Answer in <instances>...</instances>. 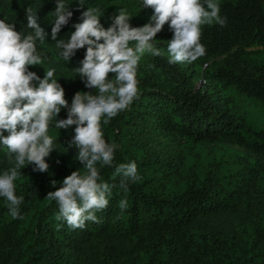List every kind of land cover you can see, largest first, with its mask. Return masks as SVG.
<instances>
[{
    "label": "trees",
    "instance_id": "obj_1",
    "mask_svg": "<svg viewBox=\"0 0 264 264\" xmlns=\"http://www.w3.org/2000/svg\"><path fill=\"white\" fill-rule=\"evenodd\" d=\"M68 3L73 16L59 34L65 41L86 8L101 10L105 28L120 8L133 27L147 23L152 11L141 0H86L84 8L77 0ZM218 3L227 23L202 26L206 55L169 64L172 33L165 24L155 37L162 55L146 54L138 65V98L102 124L106 141L120 145L113 166L97 165L115 187L108 207L96 212L99 222L86 221L83 229L58 220V206L47 197L71 172L86 171L77 150H66L72 131L50 127L57 148L46 158L48 172L29 166L17 181L16 194L25 197L20 216L12 218L0 198V264H264V0ZM54 8V0H0V18L9 17L27 35L31 9L50 33ZM38 50L45 63L30 70L43 77L55 67L65 96L96 94L77 76L59 72L77 68L84 49L69 63L50 39ZM155 134L176 147L167 158L144 143H157ZM6 152L0 146V171L10 167ZM130 161L141 179L124 191L115 168ZM121 200L127 201L123 209ZM220 218L232 222L214 229L212 221Z\"/></svg>",
    "mask_w": 264,
    "mask_h": 264
},
{
    "label": "clouds",
    "instance_id": "obj_2",
    "mask_svg": "<svg viewBox=\"0 0 264 264\" xmlns=\"http://www.w3.org/2000/svg\"><path fill=\"white\" fill-rule=\"evenodd\" d=\"M85 2L77 0L80 8ZM54 3L50 33L31 9L26 10V28L31 30L27 35L16 30V23L0 18V146L6 148L10 165L0 171V198L7 201L11 217L18 218L25 200L16 194L21 170L34 166L33 172H48L46 158L57 148L50 127L71 129L66 150H77L76 159L86 171L71 172L47 197L58 206V220L63 219L73 229H83L86 221L99 222L96 212L108 207L115 187L103 180L97 166H113L120 149L118 143L106 141L102 124H109L138 98L141 59L145 54L162 55L156 47L160 41L155 39L157 34L165 24L172 33L167 41L169 64L192 63L206 55V47L200 42L202 26L216 23L223 27L227 18L221 15L218 0H141L143 9L152 10L147 23L133 27L130 13L120 8L105 28L101 10L89 7L82 11L79 22L71 25L74 31L65 41L59 34L73 12L68 0ZM48 39L55 42L59 58L66 63L84 49L75 72L84 87L97 90L96 94L77 91L69 105L64 88L55 78V67H49L43 77L30 70L45 63L38 44ZM132 42L134 46H130ZM110 73L114 78H109ZM62 110H66L64 119L59 118ZM115 174L124 191L129 183L141 179L135 161L117 165ZM126 206L127 201L121 200L120 208Z\"/></svg>",
    "mask_w": 264,
    "mask_h": 264
},
{
    "label": "rangeland",
    "instance_id": "obj_3",
    "mask_svg": "<svg viewBox=\"0 0 264 264\" xmlns=\"http://www.w3.org/2000/svg\"><path fill=\"white\" fill-rule=\"evenodd\" d=\"M1 18H5L8 22H10V18L9 17L4 16V17H1ZM252 49L254 50V49H256V47H254ZM59 72L62 73V75H64V76L74 75V76H77L80 79L78 74L75 72V69L64 68V69H60ZM111 76H112V78H114V74L110 73L109 74V78H111ZM195 82H196L197 86H200V85L203 84V80H202L201 77H198ZM83 86H84V84H83ZM91 90L97 91L95 89H91ZM65 99L68 100L69 105H70L72 97L65 96ZM59 118L60 119L66 118V110H62L61 111ZM73 128H74V126H73ZM67 131H72V130L69 129ZM155 138L158 140L157 143H150L148 140L144 141V143H148L154 151L158 152L161 155H165L166 158L169 155H171L173 153V151L176 150V147L170 142L169 139H166L163 136H158V135H156ZM231 222H232L231 218H220V219L213 220L211 224H212V227L214 229H225L226 227L229 226V224ZM118 248L120 250H122L123 252H129L130 253V249L126 245L119 244Z\"/></svg>",
    "mask_w": 264,
    "mask_h": 264
}]
</instances>
